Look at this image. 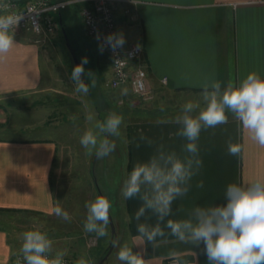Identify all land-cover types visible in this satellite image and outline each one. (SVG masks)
Listing matches in <instances>:
<instances>
[{
	"label": "crops",
	"instance_id": "obj_1",
	"mask_svg": "<svg viewBox=\"0 0 264 264\" xmlns=\"http://www.w3.org/2000/svg\"><path fill=\"white\" fill-rule=\"evenodd\" d=\"M128 6L137 8L139 19L132 24L122 17L121 32L126 44L136 43L130 38L132 33L140 39V45L136 44L143 49L149 84L156 97L146 102H153L155 108L140 113L128 125L124 181L136 164L147 162L161 146L163 151L175 152L182 159L188 155L184 150L186 141L175 134L180 126L174 121L181 104L195 100L205 85L216 81L222 87L229 81L239 83L251 72L264 78V0H138ZM13 39L14 47L0 59V130L8 127L11 118L5 102L42 87L43 51L39 42L29 32ZM108 71L111 72L110 62ZM120 91L123 92H117ZM171 98L176 100L172 104L179 107L172 106L174 113L164 104ZM135 99L137 103L141 101ZM141 135L146 139L142 140ZM229 139L241 145L239 155L228 154ZM197 143L202 167L189 181L186 195L173 202L172 215L165 218V223L168 219H188L197 206L224 204L229 184L264 180V148L248 139L231 114L227 124L202 131ZM57 157L58 146L53 139L0 137V210L53 212ZM201 181L203 187H198ZM121 190L118 198H123L127 212L121 240L118 236L121 246L141 252L146 264H167L173 251L187 264H208L202 243L196 246L179 241L164 223L161 227L165 236L157 237L155 244L137 240L138 223L154 226L157 218L149 211L137 221L135 214L142 201L139 197L125 199ZM118 251L114 248L109 255L114 254L113 260L109 261V257L104 264H121ZM13 260L10 234L0 226V264H12Z\"/></svg>",
	"mask_w": 264,
	"mask_h": 264
},
{
	"label": "clouds",
	"instance_id": "obj_2",
	"mask_svg": "<svg viewBox=\"0 0 264 264\" xmlns=\"http://www.w3.org/2000/svg\"><path fill=\"white\" fill-rule=\"evenodd\" d=\"M132 2L137 4L138 0ZM10 10V3L0 0V59L5 58L14 47L13 32L22 18ZM105 43L115 51L123 47L125 39L122 33L109 34ZM100 50L103 51V47ZM87 63V58H84L73 68L70 77L75 91L85 95L89 92V85L82 76ZM87 75L91 86L95 87V76L91 72ZM229 114L239 122L251 142L264 148V78L258 73L251 72L239 83L229 81L223 87L219 81L205 85L199 101L189 100L182 105L181 113L174 122L180 126L176 136L186 141V157L182 159L175 152H165L161 146L147 162L132 168L123 183L121 195L125 199L139 197L142 201L135 214L137 221L149 211L157 218L154 226L138 223L137 240L155 244L157 237L165 236L161 227L164 223V227L179 241L196 246L202 243L208 264H264V180L242 185L229 184L224 204L197 206L188 219H168L165 223V218L172 215L173 202L186 195L189 181L202 167L197 143L201 132L227 124ZM88 119L91 120V117ZM122 124V115L109 113L104 121L95 125L99 137L89 129L82 134L79 142L89 151L95 149L97 159H102L115 151V141L109 137H120ZM141 139L146 138L141 135ZM226 144L229 155L240 154V144L231 139ZM197 186L203 187V181ZM111 207L110 200L103 195L86 202L84 231L95 233L97 237L107 236ZM53 212L65 221L70 220L69 213L60 207L54 208ZM22 241L20 252L24 264H65L66 252L54 251L53 242L45 232L25 231ZM111 244L113 248H119L117 259L121 264H146L141 252H134L127 245L121 246L118 239L112 240ZM169 256L173 264H180L179 253L173 251ZM76 264H88V261L81 257Z\"/></svg>",
	"mask_w": 264,
	"mask_h": 264
},
{
	"label": "rangeland",
	"instance_id": "obj_3",
	"mask_svg": "<svg viewBox=\"0 0 264 264\" xmlns=\"http://www.w3.org/2000/svg\"><path fill=\"white\" fill-rule=\"evenodd\" d=\"M61 15L63 25L59 23L51 36L44 38L29 32L36 42H39L43 51L42 87L38 92L8 99L5 102L4 105L11 112V118L8 127L0 130V137L48 138L55 141L58 146V157L53 173L54 208L60 207L67 211L70 220L65 221L54 212L0 210V226L5 227L10 234L14 258L22 254L20 252L22 233L40 230L52 240L54 251H65L64 257L70 258L74 263L83 257L88 264H97L108 252L112 228L109 223L108 235L104 237L85 232L83 227L87 216L85 204L101 196L100 190L112 204L110 213L116 227L117 239L119 236L121 240V230L127 223V212L122 202L123 198H118V191L123 186L126 173L128 125L136 117H140V113L144 114L145 110L154 109L155 104L153 102L146 104L143 101L137 103L130 89L128 92L119 93L117 92L119 90H111L106 86V82L111 79V72L108 71L110 60L99 51L98 43L86 34L82 23L81 4L69 5ZM130 38L140 45V39L135 37L134 33ZM67 41L73 46L81 62L87 58L88 63L84 64L83 77L85 83L89 85L87 95L77 93L70 79L75 63ZM88 72L95 76V87L91 86ZM157 98L160 101L159 95ZM195 98L193 102L200 100V96ZM174 102L176 103V100L172 98L164 102L172 108L170 113H174V109L177 108L172 104ZM112 112L123 116L121 135L118 138L109 137L115 141V151L109 156L97 159L95 149L89 151L81 146L80 137L89 129L99 137L96 123L104 121ZM178 112L181 113V110ZM88 117H91V120ZM90 237H96V246L88 245ZM113 256L114 254L109 256L108 260H113Z\"/></svg>",
	"mask_w": 264,
	"mask_h": 264
},
{
	"label": "built area",
	"instance_id": "obj_4",
	"mask_svg": "<svg viewBox=\"0 0 264 264\" xmlns=\"http://www.w3.org/2000/svg\"><path fill=\"white\" fill-rule=\"evenodd\" d=\"M4 2L10 3L12 13L22 16L13 36L33 32L44 38L55 32L58 27L57 17L64 9L71 4H81L82 23L86 34L98 43L99 51L107 56L111 63V79L106 82V86L111 90L130 89L131 94L143 102L155 99V91L148 80L143 49L131 42L124 43L122 48L114 51L105 43V38L109 34L122 33V17L125 16L132 24L138 21L137 8L128 6L135 4L132 0H4ZM124 4L127 6L123 8ZM101 47L103 51L100 50ZM88 245L96 246V237H90ZM179 260L180 264H187L182 258ZM18 261L19 264H24L22 254H18L12 264H17ZM64 261L65 264H76L68 257H64ZM167 264H173V259H169Z\"/></svg>",
	"mask_w": 264,
	"mask_h": 264
},
{
	"label": "water",
	"instance_id": "obj_5",
	"mask_svg": "<svg viewBox=\"0 0 264 264\" xmlns=\"http://www.w3.org/2000/svg\"><path fill=\"white\" fill-rule=\"evenodd\" d=\"M67 38V36H66ZM67 46L70 50V53L72 55V58L74 60V63H75V66L80 64L81 63V60L80 58L78 57V54L77 52L75 51V49L73 48V46L67 41ZM84 75L82 76V79H83ZM99 190V188H98ZM100 194L103 195L101 193V191L99 190ZM109 216H110V224H111V228H112V240L114 239H117V234H116V227H115V224H114V221H113V218H112V215L111 213H109ZM111 240V241H112ZM113 247H112V244L110 243V247L108 249V252L106 253V255L104 257H102L98 262L97 264H104V262L108 259L109 255L111 254V252L113 251Z\"/></svg>",
	"mask_w": 264,
	"mask_h": 264
},
{
	"label": "trees",
	"instance_id": "obj_6",
	"mask_svg": "<svg viewBox=\"0 0 264 264\" xmlns=\"http://www.w3.org/2000/svg\"><path fill=\"white\" fill-rule=\"evenodd\" d=\"M57 21H58V25H59V23H60V25H63V20H62V15H61V13L58 15V17H57ZM65 31V30H64ZM128 177V176H127ZM97 188H98V186H97Z\"/></svg>",
	"mask_w": 264,
	"mask_h": 264
}]
</instances>
